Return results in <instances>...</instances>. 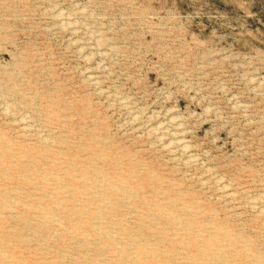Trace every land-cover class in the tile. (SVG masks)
<instances>
[{
  "label": "rangeland",
  "instance_id": "1",
  "mask_svg": "<svg viewBox=\"0 0 264 264\" xmlns=\"http://www.w3.org/2000/svg\"><path fill=\"white\" fill-rule=\"evenodd\" d=\"M0 264H264V0H0Z\"/></svg>",
  "mask_w": 264,
  "mask_h": 264
}]
</instances>
